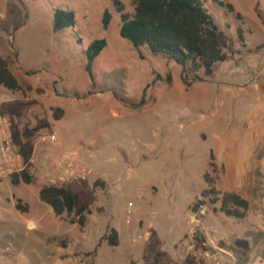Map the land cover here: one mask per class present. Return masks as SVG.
I'll return each instance as SVG.
<instances>
[{
    "label": "rangeland",
    "instance_id": "rangeland-1",
    "mask_svg": "<svg viewBox=\"0 0 264 264\" xmlns=\"http://www.w3.org/2000/svg\"><path fill=\"white\" fill-rule=\"evenodd\" d=\"M120 1L132 13L131 1ZM226 1L233 13L213 0L204 8L232 55L186 87L168 55L138 51L119 36L111 0H0V50H10L9 66L32 88L25 102L0 87V108L17 122L16 145H28L34 177L29 185L0 181V264H207V255L264 264V0ZM55 10L72 11L75 25L55 31ZM96 39L107 45L91 79L85 50ZM57 105L60 121L52 117ZM67 153L84 179L59 180ZM52 180L92 199L84 227L40 201L39 188ZM206 188L219 194L202 197ZM225 193L249 202L245 218L219 211ZM111 228L118 246L95 248Z\"/></svg>",
    "mask_w": 264,
    "mask_h": 264
},
{
    "label": "trees",
    "instance_id": "trees-1",
    "mask_svg": "<svg viewBox=\"0 0 264 264\" xmlns=\"http://www.w3.org/2000/svg\"><path fill=\"white\" fill-rule=\"evenodd\" d=\"M133 6L132 13L124 11V4L120 0H111L114 10L119 15V36L127 40L139 51L141 47L147 48L153 55L166 54L181 66V80L186 87L202 82L205 77L213 74L214 66L228 60L232 55L228 37L215 24L213 17L204 8V0H130ZM219 6L233 13L234 7L226 0H213ZM264 25V18L261 17ZM240 18V15L237 14ZM112 19V14L105 10L102 14V28L107 30ZM75 18L72 11L55 10L54 30L73 27ZM237 36L244 41L242 29L238 28ZM107 43L104 39L92 41L85 50V71L93 79V64L104 50ZM139 57L143 56L139 54ZM203 74V76L200 75ZM0 87L12 93L23 96L31 89L23 88L8 69L6 59L0 57ZM39 92V90H37ZM144 100L130 102L133 109L143 107ZM63 114L61 108H54V120H60ZM28 145L20 147V153L27 160ZM210 168H215L213 153L210 152ZM13 185L20 183L29 185L34 182V177L28 171H22L10 177ZM105 186L99 180L93 186ZM210 193L219 194L213 188H206L202 197ZM41 202L48 205L56 217L66 215L69 223L84 227L86 216L90 214L92 199L83 191H72L66 186L44 184L38 190ZM217 201V197L212 201ZM201 204H203L201 202ZM18 208L21 209V207ZM249 209V202L237 193H225L221 198L219 211L227 217L243 219ZM110 247L118 246V234L114 228L104 234L95 248L102 242ZM129 264H134L130 262ZM184 264H198L193 259H187Z\"/></svg>",
    "mask_w": 264,
    "mask_h": 264
},
{
    "label": "built area",
    "instance_id": "built-area-1",
    "mask_svg": "<svg viewBox=\"0 0 264 264\" xmlns=\"http://www.w3.org/2000/svg\"><path fill=\"white\" fill-rule=\"evenodd\" d=\"M48 140L52 144H58V138L55 134L49 136ZM19 150L20 148L14 141L10 119L0 111V181L25 170L31 175V161L25 160ZM57 166L61 173L59 180L62 182L71 178H85L84 171L77 174L76 167L79 166V163L74 165L69 153L63 156ZM51 182L49 184L58 185L54 180ZM207 257V264H229V260L221 257H209V255Z\"/></svg>",
    "mask_w": 264,
    "mask_h": 264
},
{
    "label": "crops",
    "instance_id": "crops-1",
    "mask_svg": "<svg viewBox=\"0 0 264 264\" xmlns=\"http://www.w3.org/2000/svg\"><path fill=\"white\" fill-rule=\"evenodd\" d=\"M10 54V50L8 49L7 50V52H5V51H3V50H0V57L1 58H3V59H6L7 60V58H8V55ZM8 62V61H7ZM8 69H9V71L11 72V74L17 79V81L19 82V78H18V76H19V74H20V71L16 68V67H11V66H9V64H8ZM25 75L26 76H28L29 74H27L26 72H25ZM20 84V83H19ZM21 86H22V84H20ZM23 88H26V87H29L31 90L29 91V92H27V94L25 95V96H23L22 94H20L21 95V97L23 98V100L25 101V102H28V100L30 99V96H31V94H30V92L32 91V88L30 87V86H22ZM54 108H61L62 110H63V114H62V117H61V119L60 120H62L63 119V115L65 114V110H64V108H62L61 106H59V105H57V106H55V107H53V109ZM46 108L44 107V105H42V107H40L38 110L39 111H44ZM0 111L2 112V113H4L9 119H10V122H11V127H12V132H13V137H14V141H15V143H16V138H15V133H17V131H18V129H17V122H15L14 120H13V118H12V116H10L5 110H4V108H0ZM53 117V116H52ZM53 120H54V118H53ZM60 120H55V121H60ZM52 124V123H51ZM25 141L24 140H22V143H24ZM261 164L262 165H264V158L262 159V162H261ZM97 172H99V174H100V177L102 178V181L103 182H105L106 184H108V185H112V181H113V176H111V174H109V173H107V172H103V171H97ZM264 174V173H263Z\"/></svg>",
    "mask_w": 264,
    "mask_h": 264
},
{
    "label": "bare ground",
    "instance_id": "bare-ground-1",
    "mask_svg": "<svg viewBox=\"0 0 264 264\" xmlns=\"http://www.w3.org/2000/svg\"><path fill=\"white\" fill-rule=\"evenodd\" d=\"M30 227H33V224H30Z\"/></svg>",
    "mask_w": 264,
    "mask_h": 264
}]
</instances>
